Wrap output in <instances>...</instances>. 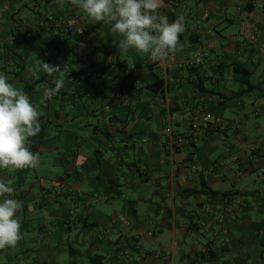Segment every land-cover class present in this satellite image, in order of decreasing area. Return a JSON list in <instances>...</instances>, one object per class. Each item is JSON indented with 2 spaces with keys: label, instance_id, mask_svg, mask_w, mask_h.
I'll return each instance as SVG.
<instances>
[{
  "label": "crops",
  "instance_id": "0c3cea01",
  "mask_svg": "<svg viewBox=\"0 0 264 264\" xmlns=\"http://www.w3.org/2000/svg\"><path fill=\"white\" fill-rule=\"evenodd\" d=\"M73 10L94 37L21 29L37 11ZM158 11L185 20L182 50L163 61L122 51L111 25L69 4L0 0V73L47 123L35 169H0L22 204L23 236L0 250V264H264V0H161ZM243 19L254 41L238 34ZM82 55L97 77L82 75ZM39 59L68 65L75 81L44 72ZM233 63L250 72L249 91ZM56 78L64 87L45 100ZM116 92L130 101L111 100ZM168 125L196 134L197 171L181 164L191 147L169 151Z\"/></svg>",
  "mask_w": 264,
  "mask_h": 264
},
{
  "label": "clouds",
  "instance_id": "9594fccd",
  "mask_svg": "<svg viewBox=\"0 0 264 264\" xmlns=\"http://www.w3.org/2000/svg\"><path fill=\"white\" fill-rule=\"evenodd\" d=\"M63 7L69 4L80 9L96 23L111 25V32L119 34L122 51L135 49L153 61H163L170 54L181 51L180 36L185 31L183 16L170 22L159 13L161 0H56ZM72 30L79 32L75 24ZM84 47L83 42L80 45ZM41 69L49 75L65 73L70 67L53 66L39 59ZM9 77L0 73V169H35L40 163L39 152L31 150V139L42 131L38 106L28 95L9 83ZM54 88L44 95L45 100L60 92L64 80L56 78ZM12 180L0 178V250L14 248L23 238L17 212L22 204L14 199Z\"/></svg>",
  "mask_w": 264,
  "mask_h": 264
},
{
  "label": "built area",
  "instance_id": "2783aa9c",
  "mask_svg": "<svg viewBox=\"0 0 264 264\" xmlns=\"http://www.w3.org/2000/svg\"><path fill=\"white\" fill-rule=\"evenodd\" d=\"M83 15L81 12L77 10H73L66 16H56L52 13H45L37 11L31 18H23L20 22V26L22 31L25 33L27 37H36L39 31L47 32L51 37H56L59 40H69V39H78L80 41H84L87 38H92L96 35L95 30L84 29L82 25ZM71 24H75L79 32L72 30L70 27ZM251 22L249 19H243L240 22L238 34L247 38L249 41H254L256 39V34L251 29ZM201 55H196L191 61V65H196L201 63ZM80 68L82 71V75L87 78L97 77V71L94 66V63L90 59L88 55H82L79 58ZM70 81H75V76L72 73H68ZM111 100L128 102L130 101V95L128 93L116 92L110 95ZM107 108V106H106ZM211 113L205 112L202 115L200 120V125L204 128H207L210 125ZM164 142L167 144L168 149L171 153L175 150L188 145L192 148L188 157H186L181 163L182 166L188 167L193 171H197L198 167L195 162V150L194 146L197 143V136L193 131H189L187 133L176 134L173 132L172 128L168 125L163 133ZM120 221L125 225H129L130 223L120 218ZM125 254H130L129 249L124 251ZM131 257V255H130ZM173 253L168 255L169 261L172 260ZM131 259V258H130ZM132 260V259H131ZM171 263V262H170ZM130 264H139L138 262H131ZM172 264V263H171Z\"/></svg>",
  "mask_w": 264,
  "mask_h": 264
},
{
  "label": "trees",
  "instance_id": "16d2710c",
  "mask_svg": "<svg viewBox=\"0 0 264 264\" xmlns=\"http://www.w3.org/2000/svg\"><path fill=\"white\" fill-rule=\"evenodd\" d=\"M232 66H233V69L235 71L241 72L243 74L244 83L246 84V89L244 91H249L252 88V86H253L251 84L250 80H249L250 72L247 69H245V68H243V67H241V66H239V65H237L235 63H233ZM37 82H39V80H37L36 83ZM156 83H161V80L160 79L156 80ZM32 85L33 84H29V85H26V86H32ZM147 87L151 88V87H153V85H148ZM40 123H41L42 131L40 132V134L38 136H36L34 138H30L31 139V150L33 152H39V146L41 144L42 139L46 135V131H47V123L43 122L41 120H40ZM203 186L204 185H202V190H203ZM211 194H213V193L211 192ZM98 257L99 256H95L94 258H98Z\"/></svg>",
  "mask_w": 264,
  "mask_h": 264
},
{
  "label": "rangeland",
  "instance_id": "374dc122",
  "mask_svg": "<svg viewBox=\"0 0 264 264\" xmlns=\"http://www.w3.org/2000/svg\"><path fill=\"white\" fill-rule=\"evenodd\" d=\"M31 176L33 177V175L31 174ZM34 178V177H33Z\"/></svg>",
  "mask_w": 264,
  "mask_h": 264
}]
</instances>
